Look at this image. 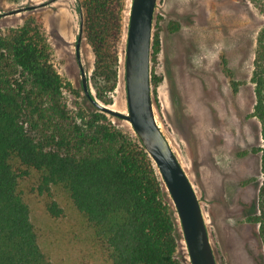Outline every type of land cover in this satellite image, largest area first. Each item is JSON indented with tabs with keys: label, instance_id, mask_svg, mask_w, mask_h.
Instances as JSON below:
<instances>
[{
	"label": "rangeland",
	"instance_id": "rangeland-1",
	"mask_svg": "<svg viewBox=\"0 0 264 264\" xmlns=\"http://www.w3.org/2000/svg\"><path fill=\"white\" fill-rule=\"evenodd\" d=\"M48 1L0 0V34L30 18L41 23L53 50L54 67L65 84L69 109L91 113L95 107L82 90L75 53L82 23L79 53L91 86L94 55L86 39L83 0H56L4 15ZM131 3L126 0L123 10L119 81L112 103L107 104L112 107L121 95L125 111ZM263 26L264 15L250 0H158L155 9L151 52L155 114L201 201L218 264H264L259 226L249 221L259 213L264 181L261 124L253 116L252 81L256 38ZM90 89L95 94L92 86ZM107 117L118 128L133 131L127 121ZM39 184L38 173L29 170L20 180L19 190L45 259L50 264H112L106 245L66 191L50 186L40 192ZM52 203L59 209L58 216L48 209Z\"/></svg>",
	"mask_w": 264,
	"mask_h": 264
},
{
	"label": "trees",
	"instance_id": "trees-1",
	"mask_svg": "<svg viewBox=\"0 0 264 264\" xmlns=\"http://www.w3.org/2000/svg\"><path fill=\"white\" fill-rule=\"evenodd\" d=\"M250 1L264 15V0ZM125 2H82L94 55L91 93L104 104L112 103L119 81ZM52 57L36 19L0 34V264H50L19 190L29 170L38 173L40 192L50 186L66 191L112 264H189L175 207L140 140L96 108L71 111ZM252 81L264 178V26L256 38ZM258 206L249 221L259 226L264 248V181ZM48 209L60 213L55 203Z\"/></svg>",
	"mask_w": 264,
	"mask_h": 264
},
{
	"label": "water",
	"instance_id": "water-1",
	"mask_svg": "<svg viewBox=\"0 0 264 264\" xmlns=\"http://www.w3.org/2000/svg\"><path fill=\"white\" fill-rule=\"evenodd\" d=\"M55 0L19 8L4 15L37 9ZM158 0H132L125 48L127 111L113 109L93 97L81 64L79 48L83 24L75 45L85 97L101 113L127 121L148 153L175 207L189 264H218L201 201L177 154L159 125L151 91V52L154 15Z\"/></svg>",
	"mask_w": 264,
	"mask_h": 264
},
{
	"label": "bare ground",
	"instance_id": "bare-ground-1",
	"mask_svg": "<svg viewBox=\"0 0 264 264\" xmlns=\"http://www.w3.org/2000/svg\"><path fill=\"white\" fill-rule=\"evenodd\" d=\"M125 102H123V98L121 95H117V98L112 106L113 109L119 110L121 112H125Z\"/></svg>",
	"mask_w": 264,
	"mask_h": 264
},
{
	"label": "flooded vegetation",
	"instance_id": "flooded-vegetation-1",
	"mask_svg": "<svg viewBox=\"0 0 264 264\" xmlns=\"http://www.w3.org/2000/svg\"><path fill=\"white\" fill-rule=\"evenodd\" d=\"M55 1H56V0H55ZM55 1H54V2H55ZM50 4H52V3H50Z\"/></svg>",
	"mask_w": 264,
	"mask_h": 264
}]
</instances>
